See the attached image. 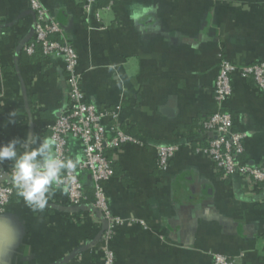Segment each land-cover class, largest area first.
Here are the masks:
<instances>
[{
    "label": "crops",
    "instance_id": "1",
    "mask_svg": "<svg viewBox=\"0 0 264 264\" xmlns=\"http://www.w3.org/2000/svg\"><path fill=\"white\" fill-rule=\"evenodd\" d=\"M107 2L97 0L86 14L84 0H41L78 55L86 101L120 106V127L142 142L110 152L114 176L106 190L114 216L143 225L119 227L104 245L87 172L80 180L88 200L80 205L53 185L45 208L34 211L16 190L0 211V264H101L104 246L115 264H212L213 254L264 264V187L223 178L194 152L208 139L200 121L217 110L220 58L239 67L264 63V0H116L110 9ZM141 8L149 11L137 18ZM34 23L28 0H0V145L50 138L68 108L62 59L23 50ZM231 88L224 109L233 130L246 135L243 159L260 165L264 91L237 73ZM163 146L179 151L160 172L156 149ZM81 157L72 141L68 160Z\"/></svg>",
    "mask_w": 264,
    "mask_h": 264
},
{
    "label": "built area",
    "instance_id": "2",
    "mask_svg": "<svg viewBox=\"0 0 264 264\" xmlns=\"http://www.w3.org/2000/svg\"><path fill=\"white\" fill-rule=\"evenodd\" d=\"M107 1V8H113L116 0ZM28 3L35 16V23L33 42L24 46V52L33 55L35 49L39 48L44 56L61 58L67 74L68 108L50 126L53 150L59 158L68 160L71 142L77 141L81 146V160L76 163L74 169L64 170L61 183L55 186L65 191L70 204L80 205L88 200L80 174H89L93 194L91 207L96 217L105 224L100 238L104 245H108L119 227L127 223L143 225L135 219L125 221L110 211L106 184L113 178L114 169L108 154L125 144L142 145V142L120 127V106L100 109L86 101L82 91V75L77 71L78 55L73 45L64 36L61 25L48 13L41 0H28ZM96 3L97 0H84V13L89 14ZM95 16L98 19L97 13ZM2 36L0 28V45ZM236 73L242 78L251 79L260 91H264V63L239 67L220 58L213 91L217 110L200 121L201 132L208 139L205 145L196 144L194 152L208 157L215 171L223 178L239 176L250 184L264 187V163L250 165L243 159V142L246 135L233 130V118L224 109L232 94L231 76ZM178 151V146L158 147L157 169L165 172ZM11 170L12 168H0L1 212L18 190L11 178ZM101 252V264H115L114 253L107 246H104ZM212 264H236V261L228 256L213 254Z\"/></svg>",
    "mask_w": 264,
    "mask_h": 264
},
{
    "label": "clouds",
    "instance_id": "3",
    "mask_svg": "<svg viewBox=\"0 0 264 264\" xmlns=\"http://www.w3.org/2000/svg\"><path fill=\"white\" fill-rule=\"evenodd\" d=\"M149 9L141 8L133 13L140 18ZM12 122V121H10ZM38 144L37 147L18 153V146ZM53 139L39 140L34 136L30 141L12 139L0 145V164L12 162L11 178L18 189V194L34 211H42L53 194V185L61 183L64 170L76 167V161L62 160L53 150Z\"/></svg>",
    "mask_w": 264,
    "mask_h": 264
},
{
    "label": "trees",
    "instance_id": "4",
    "mask_svg": "<svg viewBox=\"0 0 264 264\" xmlns=\"http://www.w3.org/2000/svg\"><path fill=\"white\" fill-rule=\"evenodd\" d=\"M32 42H33V40H32ZM38 51H40V49H39V48H37V49L35 50V52H34V53H36V52H38ZM40 53L42 54V52H41V51H40ZM109 154H110V153H109ZM109 154H108V155H109ZM11 201H12V198H11ZM11 201H10V202H11Z\"/></svg>",
    "mask_w": 264,
    "mask_h": 264
}]
</instances>
